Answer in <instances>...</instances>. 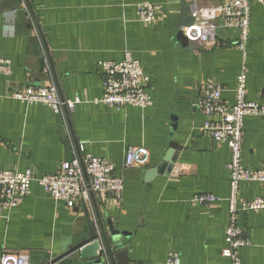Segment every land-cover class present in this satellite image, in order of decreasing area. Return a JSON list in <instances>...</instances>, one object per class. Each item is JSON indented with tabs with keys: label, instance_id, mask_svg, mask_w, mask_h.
I'll list each match as a JSON object with an SVG mask.
<instances>
[{
	"label": "crops",
	"instance_id": "crops-1",
	"mask_svg": "<svg viewBox=\"0 0 264 264\" xmlns=\"http://www.w3.org/2000/svg\"><path fill=\"white\" fill-rule=\"evenodd\" d=\"M140 2L157 8L152 23L139 21ZM191 3L0 0V57L11 62V73L0 74V170L52 174L72 157L74 139L83 146L82 155L112 160L114 174L124 184L120 202L94 196L95 206L90 197L70 208L33 180L29 194L0 217V256L19 253L27 264H88L77 250L50 262L87 236L88 212L96 226L98 214L104 224L127 235L129 264H164L171 251L179 254L180 264L229 263L222 249L228 225L230 151L203 129L206 119L217 116L204 115L195 102L203 85L215 82L222 87V100L231 106L236 78L244 67L246 99L264 105V7L250 2L244 57L235 46V28L218 27L203 45L179 38L180 27L194 21L183 13L184 7L192 12ZM221 3L200 0L197 5ZM125 50L149 77L145 90L152 103L146 108L117 109L94 101L102 95L99 63L119 62ZM49 84L55 85L60 98L77 101L73 110L65 111V120L45 104L4 95L27 85ZM134 146L148 150L147 163L125 167V154ZM171 151V166H162ZM241 154L246 167L260 166L263 116L244 117ZM199 194H213L217 200L192 201ZM239 195L264 197V185L242 182ZM238 222L249 240L239 250L240 264H264V210L240 212Z\"/></svg>",
	"mask_w": 264,
	"mask_h": 264
},
{
	"label": "built area",
	"instance_id": "built-area-1",
	"mask_svg": "<svg viewBox=\"0 0 264 264\" xmlns=\"http://www.w3.org/2000/svg\"><path fill=\"white\" fill-rule=\"evenodd\" d=\"M200 0H192L191 15L194 21L180 27L182 36L189 42L206 44L210 42L218 27L235 28L238 38L235 46L245 57L248 44L250 2L252 0H222L216 7L198 6ZM264 7V0H256ZM139 21L143 24L152 23L158 14L157 8L149 2H140L136 6ZM102 69V95L94 100L114 108L136 106L146 108L151 105V99L145 88L149 77L142 69L141 63L125 50L123 59L119 62H100ZM11 73V62L0 57V74L8 76ZM222 87L215 82L203 85L195 106L204 115L217 116V119H206L203 129L217 142L225 143L230 151L228 196V225L225 229V247L222 255L228 258V264H240L239 250L247 246L249 240L238 222L240 212H258L264 210V197L256 196L246 199L239 195L242 182H252L264 185V156L258 168L252 169L244 165L242 160V128L243 119L248 115L264 117V105L246 99V72L244 67L236 78L234 89L235 102L227 106L221 98ZM5 97L13 98L28 104L41 103L61 115L65 120V111L73 110L77 101L60 98L54 84L34 87L27 85L6 92ZM264 98V88L261 90ZM66 122V121H65ZM67 130V129H66ZM68 138L71 136L67 130ZM71 142V141H70ZM73 151L69 160L61 162L57 171L52 174L37 176L31 169L24 171L0 170V217L14 206L18 205L30 192V183L35 180L44 191L55 201H63L68 207L86 202L90 192L102 201L120 202L124 184L123 179L114 174L115 164L112 160L81 152L82 145L76 147L71 142ZM78 152V153H77ZM148 150L145 147L128 148L123 166L144 165L147 163ZM217 200L213 194H199L192 201L208 204ZM0 264H27L26 257L15 252H3ZM164 264H180V256L171 251Z\"/></svg>",
	"mask_w": 264,
	"mask_h": 264
},
{
	"label": "water",
	"instance_id": "water-1",
	"mask_svg": "<svg viewBox=\"0 0 264 264\" xmlns=\"http://www.w3.org/2000/svg\"><path fill=\"white\" fill-rule=\"evenodd\" d=\"M183 13L190 15V8L184 7ZM186 17H188V19H192L191 16H185V19ZM178 36L184 42L186 41L180 30L178 32ZM73 142L77 147L78 145L76 140L73 139ZM171 155L172 151L165 155L162 166H171V163L169 162ZM90 197L95 206L96 203L92 192H90ZM85 212H87V210H85ZM86 220L88 230L87 236L74 245L62 250V252L54 256L50 262L55 261L58 257L77 250L81 260L89 261L88 264H129L128 249L126 248L124 242V238H127V235H121L111 224H104L98 214L97 226L89 219L88 212L86 213Z\"/></svg>",
	"mask_w": 264,
	"mask_h": 264
}]
</instances>
